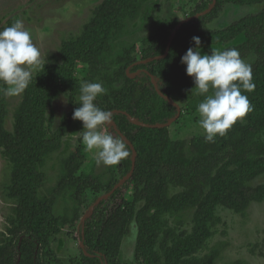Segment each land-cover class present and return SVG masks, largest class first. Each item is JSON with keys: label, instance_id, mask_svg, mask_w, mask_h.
Segmentation results:
<instances>
[{"label": "trees", "instance_id": "1", "mask_svg": "<svg viewBox=\"0 0 264 264\" xmlns=\"http://www.w3.org/2000/svg\"><path fill=\"white\" fill-rule=\"evenodd\" d=\"M212 2H199L191 17L206 12ZM227 4H264V0H216L214 7L206 14L175 30L165 57L162 56L176 25L164 29V33L148 37L144 41L145 48L140 60L130 58L129 54L121 56L114 72L102 76L106 93L95 101L98 107L112 113V124L106 126L108 133L125 138L129 143H126L129 157L123 160L126 175L130 174L135 152L137 169L128 176V181L139 186L145 179L149 182L164 171L170 182L182 189L169 207L180 206L184 210L195 208L196 235L189 241L179 243V248L173 254L176 258L191 253L199 245L205 234L206 223L214 219V206L226 199L233 179L264 172V7L258 13L246 15L225 28L210 29L209 23L218 18ZM123 12V9L104 10L98 25L85 39L71 47L67 46L66 58L60 68L50 65L40 68L24 90L22 104L14 114L15 130L12 134L4 129L7 104L6 95L0 91V146L8 150L13 159V178L7 188L8 197L18 200L20 205L12 226L22 227L12 245L10 256L7 259L1 256L0 264H40V255L48 238L59 232L55 219L35 198L38 187L35 161L42 150L46 110L59 92L80 94V87L72 75L75 64L101 63L100 55L108 51L102 34L119 25ZM240 35H243V41L223 51L235 48L243 60L255 56L254 62L250 64L255 88L251 92L242 89L253 110L240 118L241 121L237 120L225 135L216 136L214 142H207L205 137L193 138L188 155L185 143L172 141L165 126L178 116L177 107L170 104L169 99L177 106L185 101L188 110H196L204 100V95L197 94V90L193 89V78L186 74V65L181 63V57L189 47H195L193 36L200 37L202 49L229 43ZM157 57L162 58L147 61ZM128 74L135 76L129 77ZM150 75L155 84L159 82L158 88L157 85L154 87ZM119 82H122V86L117 88L115 85ZM3 87L0 83V88ZM211 93L210 89L205 95ZM73 112L74 109L62 119L63 127H69L74 120ZM132 119L151 128L134 125ZM158 125L165 127H154ZM231 168L234 171L227 175ZM82 183L85 188L92 186L86 180ZM112 190V185L101 190L108 195L107 198L94 199L90 211L80 223V264H114L121 238L128 233L125 227L111 232L112 216L118 207L115 200L121 189ZM150 192L143 189L139 191V200L145 203L135 213L137 240L134 255L138 264H152V248L158 225L149 212L154 210V213H160L165 209L163 203ZM119 207L122 208L121 213L134 211L133 206L125 202ZM205 261L207 259L191 261L189 264H205Z\"/></svg>", "mask_w": 264, "mask_h": 264}, {"label": "rangeland", "instance_id": "2", "mask_svg": "<svg viewBox=\"0 0 264 264\" xmlns=\"http://www.w3.org/2000/svg\"><path fill=\"white\" fill-rule=\"evenodd\" d=\"M201 1L207 0H0V30L20 20L31 31L33 42L41 53L40 63L29 68L33 78L44 65L60 68L66 58L67 46L85 39L98 25L104 10H125L119 25L102 34L108 51L100 55L101 63L78 62L72 71L79 87L85 81L101 82L104 86L102 76L114 72L121 56L129 54L130 58L140 60L145 39L190 18ZM263 7L264 4L224 5L218 18L208 27L212 30L225 28L246 15L258 13ZM243 40L240 35L229 43L204 47L201 52L223 51ZM254 60L255 56H251L245 62L251 64ZM115 86H122V82ZM23 95L24 90L15 96H6L4 129L8 133L15 130L14 114L22 104ZM78 96V93L59 92L45 114L42 150L35 161L38 178L35 198L55 219L59 232L48 238L40 255V264H80V223L94 199L105 196L101 190L118 184L121 192L115 200L118 207L112 216L111 232L125 227L128 233L121 238L114 264H138L134 255L135 213L145 203L139 200V191L150 192L149 188L165 208L160 213L149 212L158 225L152 264H189L204 259H207L205 264H264V172L233 179L225 195L226 201L214 206V219L206 223L199 245L191 253L176 258L173 254L179 243L196 235L195 208L169 207L182 189L175 187L164 171L138 186L128 181L124 159L114 166L97 164L95 153L88 151L82 141V121L73 120L69 127L62 126V119L77 108ZM178 106L183 110L182 115L167 129L172 141L185 143V152L189 155L191 140L205 137V133L199 126L197 109L188 110L185 101ZM100 130L108 133L106 126H101ZM12 162L8 150L0 146V257L5 259L10 256L12 245L22 230L21 226H12L20 209L18 200L8 197L7 188L13 178ZM136 164L135 161L131 175L137 169ZM229 171L227 175L234 169ZM83 180L92 186L83 187ZM122 202L133 206V213H121ZM233 203L235 205H231Z\"/></svg>", "mask_w": 264, "mask_h": 264}, {"label": "clouds", "instance_id": "3", "mask_svg": "<svg viewBox=\"0 0 264 264\" xmlns=\"http://www.w3.org/2000/svg\"><path fill=\"white\" fill-rule=\"evenodd\" d=\"M192 41L195 47H189L181 63L186 65V74L193 78V89L204 95L197 107L198 123L205 140L214 142L216 136L225 135L238 119L253 110L248 97L242 94V89L251 92L255 88L252 67L235 48L202 54L200 37L193 36ZM40 55L31 31L22 21L0 30V83L4 85L0 91L15 96L25 90L32 79L29 68L40 63ZM156 85L160 86L158 81ZM210 89L212 93L205 95ZM105 93L101 82L85 81L77 97L79 107L74 109L72 118L82 121V141L88 151L95 153L97 164L114 166L129 157L130 152L122 138L100 130L111 123L112 116L95 103Z\"/></svg>", "mask_w": 264, "mask_h": 264}, {"label": "water", "instance_id": "4", "mask_svg": "<svg viewBox=\"0 0 264 264\" xmlns=\"http://www.w3.org/2000/svg\"><path fill=\"white\" fill-rule=\"evenodd\" d=\"M215 2H216V0H213L212 4L210 5L209 9H208L206 12L201 13V14H198V15H195V16L190 17V18H187L186 20H183V21L179 22V23L175 26L174 31L172 32V34H171V36H170V40H169V43H168V46H167L166 52H165L164 56H162V57H165V56L168 54V50H169L170 44H171V42H172V40H173L175 30H176L179 26L183 25L184 23H186V22H188V21H190V20H193V19H195L196 17H198V16H200V15L206 14L208 11H210V10L214 7ZM162 57H157V58H154V59H148L147 61L150 62V61H152V60L160 59V58H162ZM128 76H129V77H133V76H135V74H132V75H129V74H128ZM150 77H151V81H152L154 87L156 88V84H155V82H154V79H153L152 75H150ZM168 101H169L170 104H172V105H174V106L177 107V109H178V116H179V114H180V108H179V106H177V105H176L171 99H169ZM178 116H177V117H178ZM174 120H175V119H174ZM131 121H132V123H133L134 125H139V126H143V127H146V128H151V126H149V125H145V124H142V123H139V122H138L137 120H135V119H132ZM110 124H112V121H111ZM169 124H170V123H169ZM169 124H167V125H165V126L167 127ZM165 126H159V125H158V126H154V127L157 128V129H160V128H163V127H165ZM123 139H124V141H125L126 143H128V141H127L125 138H123ZM128 144H129V143H128ZM134 167H135V152H134V155H133V157H132L131 171H130V174H129L128 176H130L131 173L134 171ZM118 185H119V184H118ZM118 185H117L116 187H114L112 191L116 190L117 187H118ZM107 196H108V195H105L103 198H107Z\"/></svg>", "mask_w": 264, "mask_h": 264}]
</instances>
